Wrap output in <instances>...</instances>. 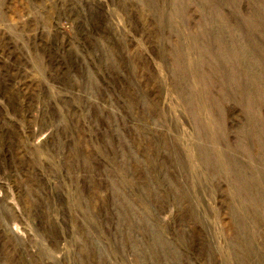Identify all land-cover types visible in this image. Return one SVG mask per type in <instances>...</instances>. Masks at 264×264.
Returning <instances> with one entry per match:
<instances>
[{
	"label": "rangeland",
	"instance_id": "rangeland-1",
	"mask_svg": "<svg viewBox=\"0 0 264 264\" xmlns=\"http://www.w3.org/2000/svg\"><path fill=\"white\" fill-rule=\"evenodd\" d=\"M263 137L264 0H0V264H264Z\"/></svg>",
	"mask_w": 264,
	"mask_h": 264
},
{
	"label": "bare ground",
	"instance_id": "bare-ground-1",
	"mask_svg": "<svg viewBox=\"0 0 264 264\" xmlns=\"http://www.w3.org/2000/svg\"><path fill=\"white\" fill-rule=\"evenodd\" d=\"M251 70V69H250ZM194 131V130H193ZM198 134V133H197ZM264 138V137H263ZM197 139V138H196ZM258 145V144H257ZM213 146V145H212ZM255 147V146H254ZM248 155V154H247ZM237 170V169H236ZM198 173V172H197ZM247 193V192H246ZM248 194V193H247ZM249 196V195H248ZM251 201V200H250ZM254 244V243H253ZM246 246V244H245ZM136 254V253H135ZM138 259V258H137Z\"/></svg>",
	"mask_w": 264,
	"mask_h": 264
}]
</instances>
